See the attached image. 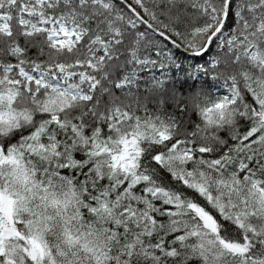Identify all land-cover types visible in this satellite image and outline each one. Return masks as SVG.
Returning a JSON list of instances; mask_svg holds the SVG:
<instances>
[{"label":"snow or ice","instance_id":"obj_1","mask_svg":"<svg viewBox=\"0 0 264 264\" xmlns=\"http://www.w3.org/2000/svg\"><path fill=\"white\" fill-rule=\"evenodd\" d=\"M0 264H264V0H0Z\"/></svg>","mask_w":264,"mask_h":264}]
</instances>
